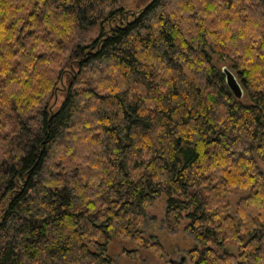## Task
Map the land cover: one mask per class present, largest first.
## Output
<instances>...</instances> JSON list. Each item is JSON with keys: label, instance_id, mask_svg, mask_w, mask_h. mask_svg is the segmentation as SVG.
Listing matches in <instances>:
<instances>
[{"label": "trees", "instance_id": "trees-1", "mask_svg": "<svg viewBox=\"0 0 264 264\" xmlns=\"http://www.w3.org/2000/svg\"><path fill=\"white\" fill-rule=\"evenodd\" d=\"M257 157L264 0H0V264H114V238L158 253L163 195L192 264H264Z\"/></svg>", "mask_w": 264, "mask_h": 264}, {"label": "rangeland", "instance_id": "rangeland-1", "mask_svg": "<svg viewBox=\"0 0 264 264\" xmlns=\"http://www.w3.org/2000/svg\"><path fill=\"white\" fill-rule=\"evenodd\" d=\"M218 67H229L228 61H222L214 56ZM63 97L59 95L56 107H59ZM257 163L264 172V159L257 157ZM246 193L235 190L231 195V204L235 207L240 197ZM166 196L159 197L148 208V223L143 228L144 237L152 244H159L161 250L158 253L148 248H140L131 240L114 238L108 247V255L114 264H192L190 252L197 247L195 238L186 230L187 221H183L178 229L171 231L166 223Z\"/></svg>", "mask_w": 264, "mask_h": 264}, {"label": "water", "instance_id": "water-1", "mask_svg": "<svg viewBox=\"0 0 264 264\" xmlns=\"http://www.w3.org/2000/svg\"><path fill=\"white\" fill-rule=\"evenodd\" d=\"M222 73L231 92L236 98L241 99L244 96V91L235 73L229 67H223Z\"/></svg>", "mask_w": 264, "mask_h": 264}]
</instances>
